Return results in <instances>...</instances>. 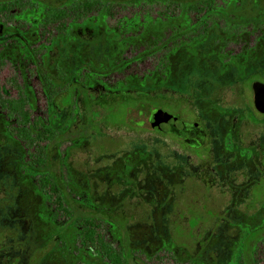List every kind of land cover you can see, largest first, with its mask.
I'll use <instances>...</instances> for the list:
<instances>
[{
  "label": "rangeland",
  "instance_id": "obj_1",
  "mask_svg": "<svg viewBox=\"0 0 264 264\" xmlns=\"http://www.w3.org/2000/svg\"><path fill=\"white\" fill-rule=\"evenodd\" d=\"M24 22L0 23V84L15 97L8 81L15 75L34 111L41 112L44 99L31 56L43 51L42 38L36 25ZM170 25L156 20L144 30L134 26L119 34V42L102 26L54 37L45 65L52 78L74 77L105 53L109 65H116L103 78L110 87L148 82L146 88L163 95L154 105L119 108L113 119H101L107 113L98 110L86 139L64 148V157L56 150L52 159L74 202L107 215L109 240L119 247L126 242L137 264H153L161 252L181 264H235L264 235V121H248L251 83L264 80V0H232L219 6L200 41L170 43L167 57L155 62L127 61L157 44ZM84 77L89 95L100 91L105 106H119L118 95L90 86L93 77ZM236 84L242 88L233 101ZM156 108L181 124H200L202 144L192 150L172 136L156 135L148 123ZM66 115L60 112L61 121ZM8 123L0 113V264H103L78 249L71 231L57 236L58 224L34 175L22 166L23 149L8 136Z\"/></svg>",
  "mask_w": 264,
  "mask_h": 264
},
{
  "label": "trees",
  "instance_id": "obj_2",
  "mask_svg": "<svg viewBox=\"0 0 264 264\" xmlns=\"http://www.w3.org/2000/svg\"><path fill=\"white\" fill-rule=\"evenodd\" d=\"M230 2L232 0H68L60 5H49L39 0L0 2V21L9 22L13 17L10 10L19 9L22 13H28L29 18L41 27L42 35L47 36V42L41 46L43 51L33 50L31 56L33 73L38 77L44 99L41 112L34 111L17 78L12 75L8 81L17 93L12 97L0 84V113L9 122L6 128L8 136L23 149L22 166L34 175L36 189L47 201L53 221L58 224L59 238L69 230L73 233L78 249L86 251L99 262L137 264L126 242L119 247L109 240L107 215L87 212L73 202L52 157L56 150L59 151L62 147L67 149L72 144L86 139L96 126L93 118L98 110L104 109L107 113V116L102 115L101 119H113L119 108H131L141 103L154 105L157 104L156 97L163 94L146 88L148 82L143 87L139 84L126 89L122 88L123 86L119 89L110 87V82L104 81L103 78L109 76L116 65H109L105 53L99 54L92 65L82 66L80 73L76 72L74 77L63 74V81L52 78L45 65L52 59L50 52L56 34L62 30L63 35L68 36L71 30L102 26L107 33L115 34L119 42V34L134 26H141L144 30L149 23L156 20L168 21L171 24L168 32L157 44H152L127 59L129 63L133 60L155 62L159 58L161 60L167 57L170 43L178 46L183 41H200L214 21L219 6ZM95 36L99 37L98 33ZM4 65L5 62L0 59V72ZM154 65L156 66L153 63L152 67ZM55 69L57 71L58 67ZM86 75L93 77L94 82L89 84L90 86L106 87L109 88V93L118 95L119 106H105L107 98L105 99L100 91L89 95L85 84ZM63 110H66L67 115L61 121L60 112ZM248 236L254 237L252 234ZM245 241L242 242L244 246ZM250 253L248 257L239 256L235 264H247L250 257L254 264H264V235L252 242ZM152 261L153 264H181L166 252L155 255Z\"/></svg>",
  "mask_w": 264,
  "mask_h": 264
},
{
  "label": "flooded vegetation",
  "instance_id": "obj_3",
  "mask_svg": "<svg viewBox=\"0 0 264 264\" xmlns=\"http://www.w3.org/2000/svg\"><path fill=\"white\" fill-rule=\"evenodd\" d=\"M10 13L13 14V17H11V19L8 20L9 22L11 20H19V18L27 20V23L24 22L25 24H28V25L29 24H34V25H36L39 28L40 37L42 38V44L47 42V36L46 35H44V36L42 35L41 27L39 26V24L37 22H35V20H31L29 18L28 13H22V10H19V9L10 10ZM9 22L5 23L3 20L0 21V23L2 25H6ZM60 33L63 34V31L60 30V32H58L56 34V36L58 34H60ZM255 72L257 73V71H255ZM244 81H246V79H243L241 81L240 85H244V83H243ZM239 87L242 88L241 86H239ZM239 87L236 84L235 87H234L235 89H231V91H233V95H234L233 98H232L233 101H234V97H235L236 93H238ZM262 89H264V80L252 81L251 86H250L251 98H252L251 102H252L253 110L258 115H256V113L253 110H250V114H249L250 116L248 118V121H250V122H256V121L260 122V120H262L261 122L264 121V111H259L254 106V96L262 95V93H263ZM233 101L231 103L232 105H238V104H235ZM158 109L162 110L161 108H156V109H154L152 111L151 115ZM162 111L164 112V114H163V116L160 119H158V122H160V120H162V122H164L163 126L161 127V130H159L157 127H152L150 125L152 130H154V133L156 135L164 134V135L172 136L174 138L173 140L177 139V140L181 141L185 145L189 146L192 150L193 149L194 150L197 149L196 147L202 144V142L204 141L205 132L203 130V127L200 124L193 123V122H188V123L184 122V123L181 124V122H180V120H179V118L177 116L168 115V113L166 111H164V110H162ZM151 115H150V117H151ZM257 116H261L262 118H259ZM59 150L64 151L63 154H62L63 157L67 154V152H66V150L64 148L63 149H59ZM63 182L65 183L67 191H68V187H67V184H66L64 179H63ZM68 194H69V192H68ZM42 197H43V195H42ZM70 198L74 202V199L71 196H70ZM45 204H46V207H48V203H47L46 200H45ZM77 206H79V205H77Z\"/></svg>",
  "mask_w": 264,
  "mask_h": 264
},
{
  "label": "water",
  "instance_id": "obj_4",
  "mask_svg": "<svg viewBox=\"0 0 264 264\" xmlns=\"http://www.w3.org/2000/svg\"><path fill=\"white\" fill-rule=\"evenodd\" d=\"M263 93L262 95L258 96H254V106L257 110L259 111H264V89H262ZM164 112L162 110H156L151 117L149 118V124L152 127H157L159 130H161V127L163 126L162 120H160V122H158V119H160L163 116Z\"/></svg>",
  "mask_w": 264,
  "mask_h": 264
}]
</instances>
